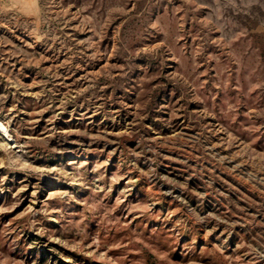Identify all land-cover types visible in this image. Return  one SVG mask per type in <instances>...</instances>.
Listing matches in <instances>:
<instances>
[{"label": "rangeland", "instance_id": "rangeland-1", "mask_svg": "<svg viewBox=\"0 0 264 264\" xmlns=\"http://www.w3.org/2000/svg\"><path fill=\"white\" fill-rule=\"evenodd\" d=\"M0 264H264V0H0Z\"/></svg>", "mask_w": 264, "mask_h": 264}]
</instances>
